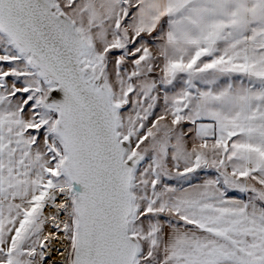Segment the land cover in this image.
Masks as SVG:
<instances>
[{
    "label": "snow or ice",
    "instance_id": "snow-or-ice-1",
    "mask_svg": "<svg viewBox=\"0 0 264 264\" xmlns=\"http://www.w3.org/2000/svg\"><path fill=\"white\" fill-rule=\"evenodd\" d=\"M0 264H264V0H0Z\"/></svg>",
    "mask_w": 264,
    "mask_h": 264
}]
</instances>
